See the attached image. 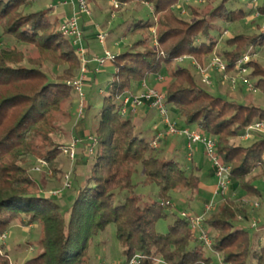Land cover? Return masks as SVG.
Instances as JSON below:
<instances>
[{"label": "trees", "instance_id": "1", "mask_svg": "<svg viewBox=\"0 0 264 264\" xmlns=\"http://www.w3.org/2000/svg\"><path fill=\"white\" fill-rule=\"evenodd\" d=\"M36 1L0 0V43L6 36L12 37L18 43L34 46L38 53L28 57L21 47H0V235L14 223L40 227L41 250L22 264H92L89 249L93 238L111 223L116 225L126 260L140 253L144 256L141 264H156L157 260L164 264H210L212 257L207 255V248L193 236L189 219L176 213L172 202V193L177 190L186 189L193 197L204 192L198 174L201 167L193 164L188 172L175 157L160 156L151 139L138 130L134 114L124 117L120 112V98L127 91H136L161 74L165 85L155 87L165 90L174 115L171 117L181 126L195 124L197 130L215 137L220 158L231 166L235 194L224 197L205 220L213 246L226 264H250L255 245L249 230L236 221L238 215L249 218L244 198L263 197L255 182L264 176V136L249 145L233 142L232 138L244 139L246 128L264 119V107L214 94L178 60L186 58L205 65L218 52L226 72L237 71L245 53L250 50L255 55L257 48L264 47V25L256 23L257 17L250 18L254 10L264 16V2L246 11L231 6L237 0H202L211 5L209 13L199 14L189 6L193 19H186L177 9L178 3L185 0H117L120 7L148 2L153 17L135 18L126 30L134 38L132 47L112 61L115 72L108 90L102 92L99 109L93 101L95 80L87 89L90 101L81 119L92 109L96 111L86 137L95 138L89 144L94 149L89 168L77 182L76 195L65 213L60 199L45 194L30 175L27 160L52 140V113L77 96L68 81L80 72L82 62L72 40L60 31L62 23L52 19V8H35ZM244 19L255 23L259 32L238 30L223 36L220 24H237ZM45 63L56 69L54 73L45 68ZM243 65L257 77L254 87L264 91V64L251 58ZM76 139L85 153L89 146L83 138ZM62 144L49 145L44 158L52 163L63 153ZM138 164L143 167V183L159 187L155 197L144 199L137 190L133 175ZM170 213L174 221L169 230L158 232L157 221ZM259 231L264 233V229ZM0 264H11L7 251L0 253Z\"/></svg>", "mask_w": 264, "mask_h": 264}, {"label": "rangeland", "instance_id": "2", "mask_svg": "<svg viewBox=\"0 0 264 264\" xmlns=\"http://www.w3.org/2000/svg\"><path fill=\"white\" fill-rule=\"evenodd\" d=\"M96 2V5L93 3L90 4L93 11L92 16L87 17L90 21V26L87 29L84 28L83 43L84 47L88 50L87 57L89 58H92L96 55H104L106 49L117 54L122 53L128 47H132L134 38L130 35H127L126 30L131 26L135 18L141 17L143 19H148L153 17L152 6L148 2H132L128 4H122L120 10L116 11L114 16H112L110 10L112 8V0H96ZM263 2L264 0H259L258 5L263 4ZM189 6L195 7L199 11V14H208L211 9V5L206 4L202 0L181 1L178 3L177 9H181V14L185 16L186 19H193L191 13L192 11L190 12ZM231 6L242 7L246 11H251L252 2L251 0H237L236 3L234 5L232 4ZM34 7L52 8V12L54 14L52 19L57 18L59 23H63L66 18L71 17L73 14L72 4L61 6L58 4L57 0H37ZM254 13L255 10L251 12L252 15ZM255 19L256 23L258 22L260 25H264V16H259ZM210 20L211 22L216 21L215 18H210ZM220 26H222L224 29V37L229 36L238 30H243L250 33L259 32V29L256 27L255 23H248L245 19L237 24L222 23ZM100 29L109 34L105 44L100 43L96 37ZM213 33L214 35H217L215 31ZM151 34L153 38V44L156 45L157 42L155 38V28L151 30ZM14 45L25 49L27 51L28 57H36L38 55L37 49L34 46L18 43L12 37L6 36L3 42L0 43V47ZM89 50H92L93 52H89ZM256 52L257 53L251 58H255L264 64V47L257 48ZM217 53H215L214 56H219ZM183 60L184 61L178 60V64L189 67L195 74L199 83L208 88L214 94L220 95L228 100L237 101L239 103L247 104L253 102L256 105L264 107V91L258 88L252 90L249 87L250 84L254 85L257 80V77L251 76V68H247L245 72H229V78L224 79L222 71L209 67V61L211 60L206 62L205 65L194 60L192 61L191 59L184 58ZM45 64V68H52L50 63ZM96 66V62H89L86 77H91L93 81L95 80L93 92L96 96L93 101L95 102V108L99 109L103 99L102 92H106L108 90V85L113 78L115 68L112 61H109L105 66L100 68L99 72L95 74L93 69H95ZM198 66H201L203 69L208 68V75L211 83L206 82L203 73L200 71ZM55 70V68H53V70L51 69L53 73ZM78 75L79 72H77L70 80L74 79ZM161 75L163 76V74ZM232 78H234L236 81L235 88H232ZM152 79L153 78L147 80L150 85ZM245 79L248 80V82L245 81ZM86 83L85 87L87 86ZM85 87L84 90L86 93V101L84 114L89 104L88 101H90L87 94V89H91L92 86L89 84L88 88ZM78 109L79 101L78 97L76 96L72 102H65L59 111L52 113V119L54 122L52 140L50 139L48 143L41 145L38 154L28 158L27 160V167L29 169L30 175H32V177L37 181L41 190L45 194H51L56 190H61L60 194L63 193L61 195L62 197L58 198L56 195H54V197L60 199L62 203V211L65 213L71 206L76 195L75 190L78 187L77 182L80 181V177H84L83 175L85 172H87L92 160V154L89 148H86L85 153L82 151L83 144L74 146V158L71 157L70 152H66L69 147L73 146L75 138H83L85 144L89 147V144H92L90 139L80 136L76 129V125L79 122H85L84 125L88 126L90 129L94 121L93 114L95 115L96 111L92 109V111H89V114H86V118L81 119L83 114L80 116ZM172 114L171 116L174 118V115ZM134 115L136 116L137 113ZM160 122V115L157 111H153L152 115L149 117V120L141 123L142 125L137 124V127L138 130L142 132L145 129V136L151 139L153 136V131L151 132L148 130H153V128L155 130L156 126ZM188 128L193 131L196 129V125H189ZM159 131H165L164 124H162L161 128H159ZM252 134L253 135L249 140L235 137L232 138V141L237 143L241 142L243 145H249L254 140L264 136V132L262 131H255ZM57 142L63 143L61 147L63 153L60 156H57L54 161L50 163L44 158V154L46 150H48L49 145ZM156 150L162 157L171 156L178 159L181 164H183V166H186L188 172L192 170L193 167L191 166H193V164H198V166L201 167V171L198 174L202 177L204 183H207L209 186L216 185L217 178L215 176L214 163L211 159H209V157H207L201 144L194 146V160L192 159L193 161H190V158L188 157V152L190 149L188 148L186 138L180 134L166 135L165 132H163L159 147H157ZM40 160L47 161L48 165H42ZM37 167H39V170ZM56 170L59 171V173ZM68 175L70 178L69 180L72 182V189L65 187L66 181L68 180ZM144 177L145 175L143 167L141 164H138L133 175V182L138 184L137 190L144 199L155 197L157 194H159V187L156 184L143 183ZM255 184L261 189L263 197L260 199L244 198L248 201L243 203L248 208L249 218L246 219L243 218V215H238L236 223L239 226H244L249 230V235L254 242L255 254L250 255V264H264V233L259 231L264 229V176L257 179ZM177 191L178 192L172 193V202L176 205L174 207V211L178 214H181V212L184 210L188 213L200 214L204 209L205 203L212 199V193H209L208 191H204L195 197L191 196V193L186 189ZM227 195L234 196V192L233 189L231 190V187L228 190ZM222 199L224 198L219 195L216 198L214 197L213 201L218 206ZM252 201H258L260 205L258 207H254ZM173 221L174 215L172 213H170L166 218L159 219L156 224L157 231L160 233H166L169 230V225ZM39 235L40 227L38 224L25 225L20 222L14 223L7 230L5 238L0 241V253H5V251H7L11 264H21L25 260L35 256L39 250H41L39 246ZM89 253L92 264L96 263L98 260H105L106 262H123L126 260L124 246L117 238L116 225L114 223L109 224L103 231H100L94 236L90 245ZM207 255L211 256L212 260L217 263L218 256L216 253H212L207 250ZM156 264L164 263L161 260H157Z\"/></svg>", "mask_w": 264, "mask_h": 264}, {"label": "built area", "instance_id": "3", "mask_svg": "<svg viewBox=\"0 0 264 264\" xmlns=\"http://www.w3.org/2000/svg\"><path fill=\"white\" fill-rule=\"evenodd\" d=\"M57 1L58 4L61 6H66L70 4H72L73 6L72 16L65 19V21L60 26V31L64 36L72 40L73 44L76 46V51L82 62L79 75L74 79L68 81V84L72 86V88L75 90L77 94L79 101L78 110L81 116L84 113V108H85L86 93L84 87L87 81L86 73L88 72L89 62L92 61L96 62L97 66L95 67L94 71L99 72L100 68L105 66L107 62L113 61L118 53L117 54L112 53L108 49H106L104 55L102 56L96 55L92 58L87 57L88 50L84 47V43H83L84 29H83V25L81 24V18L84 16L86 17L92 16L93 11L90 6V3L87 0H57ZM251 2L253 7H257L259 0H251ZM112 5L114 8L112 12V16H114L116 10L120 8V3L117 0H112ZM258 16H259L258 10H255V13L251 17L255 18ZM108 36H109L108 33L100 29L96 37L100 43L105 44ZM253 55L254 54H252L249 50L247 53H245L242 56V58L239 59L237 72H245L247 70V67H245L243 64L249 62ZM198 67L200 68V71H202L206 82L211 83L209 80L208 68L203 69L201 66ZM209 67L216 68L222 71L224 79L229 78L228 72H226V64L219 56H214L212 58ZM157 79L159 81H164L165 77L159 75ZM245 81L248 82V80L246 79ZM232 82H233L232 88H235L236 81L234 78H232ZM249 87L252 90L255 89L253 84H250ZM120 105H121L120 112L124 117L137 113L139 107L144 105L158 112L161 121L165 126V131H159L156 134V136H154V138L151 139V145L154 148L159 147L163 132H165L166 135L180 134L185 136L187 140L188 148L190 149L188 152L189 158H192L194 155L193 153L194 146L198 144L202 145L205 154L207 155V157H209V159L212 160L215 166V176L217 178L216 189L213 192L212 199L209 202L205 203L202 213L192 214L184 210L183 212H181V215L189 219L193 236L196 237L198 240H200L208 251L212 253H216V255L218 256L217 263L211 259L210 264H226V262L223 260L221 253L215 250L213 246L214 244L213 237L210 234L208 228L205 226V220L207 216L217 206L213 201V198L214 197L216 198L219 195H221L224 198L231 186V166L224 163L220 158L217 149L216 139L212 136H208L207 134H205L200 130L195 129L192 131L186 126L179 125L177 121L171 117L170 110L166 102L165 90L159 89L155 86H150L146 82H144L142 86L136 91H127L126 94L120 98ZM252 131L264 132V119L258 120L252 123L251 125H249L246 128L245 133L242 135V138L248 139ZM89 139L93 140L95 138L93 136H89ZM78 142L79 139L75 138V141L73 142V146L69 147L66 150V152H70L72 158L75 157L74 146L77 145ZM89 149L92 153L94 149L93 145H90ZM40 163L42 165H48L47 161L45 160H40ZM37 169L39 170V167H37ZM67 178L68 180L66 181L65 187L70 188L72 183L69 180L70 179L69 175ZM60 193L61 190H56L51 194L59 195ZM252 204L255 207H258L260 205L258 201H254V202L252 201ZM240 218L242 219L241 216ZM5 235L6 233L0 236V241L3 238H5ZM143 257L144 256L142 254L136 253L130 259H127L123 262L122 261L106 262L105 260H101L97 264H141Z\"/></svg>", "mask_w": 264, "mask_h": 264}, {"label": "crops", "instance_id": "4", "mask_svg": "<svg viewBox=\"0 0 264 264\" xmlns=\"http://www.w3.org/2000/svg\"><path fill=\"white\" fill-rule=\"evenodd\" d=\"M81 24L83 25V29L84 28L87 29L90 26V21L88 20V18L86 16H84V17L81 18ZM89 52H93V51L89 50ZM86 82H87L86 83L87 86L85 88H88L89 84H91V86H92V78L91 77H88ZM164 85H165V80L164 81H159L157 78H153L152 81H151V86L163 87ZM153 111H155V110H152L151 108H149L146 105L139 107V109L137 111V115L136 116L134 115V119H135L136 124L142 125L141 123H144L146 120H149V117L152 115ZM162 124L163 123L161 121L156 126L155 130H154V128H153V130L152 129L148 130V131H151V132L153 131V136L151 137V139L157 134V132H159V128H161ZM76 129H77L78 133L80 134V136H83L85 138L90 133L89 132V128L86 125H84L83 123H81V122L77 123ZM144 132H145V129H144L143 133ZM195 165L197 166L198 164H195ZM197 173H198V171H197ZM201 185H202L203 191H208L209 193H212V195H213V192L216 189V185L209 186L207 183H204V180H203ZM230 187H231V190H232V188L234 189V184L233 185L231 184ZM227 196H230V195L226 194L225 197H227ZM244 202H248L247 199H244ZM99 261L100 260H98L96 263H93V264H97Z\"/></svg>", "mask_w": 264, "mask_h": 264}]
</instances>
